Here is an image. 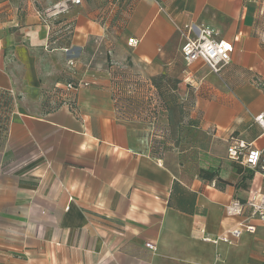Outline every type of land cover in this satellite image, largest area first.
<instances>
[{
  "label": "crops",
  "instance_id": "obj_1",
  "mask_svg": "<svg viewBox=\"0 0 264 264\" xmlns=\"http://www.w3.org/2000/svg\"><path fill=\"white\" fill-rule=\"evenodd\" d=\"M246 5L0 0V91L13 99L0 146V264H264L257 218L232 244L201 238L243 220L227 203L262 190L261 174L227 155L231 139L264 146L254 119L264 113V34ZM191 24L232 44L219 73L185 65ZM97 42L117 64L128 56L160 96L156 120L117 111ZM71 79L90 80L74 108L54 90Z\"/></svg>",
  "mask_w": 264,
  "mask_h": 264
},
{
  "label": "built area",
  "instance_id": "obj_2",
  "mask_svg": "<svg viewBox=\"0 0 264 264\" xmlns=\"http://www.w3.org/2000/svg\"><path fill=\"white\" fill-rule=\"evenodd\" d=\"M69 1L72 4L80 3V0ZM183 28L181 31L182 45L180 53L186 66L191 65L197 60H201L211 71L219 73L221 68L229 63L232 44L222 38L219 39L213 27L208 24H201L199 26L191 24L184 25ZM134 42L133 38L128 40V44L130 45ZM107 51L111 54V49L107 48ZM66 64L68 70H72L75 67V61L72 58L67 59ZM89 83L90 80L74 79L73 81H67L63 86H56L55 88H59L58 93H62L61 96H65V94L69 96L79 86H88ZM64 100H66V103L73 101L68 97ZM69 105L72 108L75 106ZM254 119L260 126V129H262V135L264 136V113H257ZM228 145L227 155L229 158L240 159L245 166L261 174L262 190L249 194L244 200L234 198L227 203L225 207L227 214L233 216L243 215L244 219L217 235L209 236L205 233L202 235V240L213 243L221 241L232 244L239 238L242 231L254 232L255 227L248 222L249 218H257L264 224V146L258 147L242 139H231ZM146 246L152 248L153 244L146 243Z\"/></svg>",
  "mask_w": 264,
  "mask_h": 264
},
{
  "label": "rangeland",
  "instance_id": "obj_3",
  "mask_svg": "<svg viewBox=\"0 0 264 264\" xmlns=\"http://www.w3.org/2000/svg\"><path fill=\"white\" fill-rule=\"evenodd\" d=\"M246 2V6L247 9L250 13V15L252 16V26H254V29L256 31L262 32L264 34V0H245ZM107 48L111 49V45L108 46ZM111 55H112V49H111ZM129 57L127 56V59ZM113 59V57H112ZM124 60V64H121L118 69H116V71H113L112 74V78L110 79V83H111V89H113V94L116 91H119L122 95V101L126 102V99L123 100V98H125L126 96V89L128 87V80L130 82V80H133L134 78L137 80V83L135 82L134 85L135 88H137L140 92H136L135 93V98L133 103H137L136 106H138L137 109L130 108V107H123L121 106L120 109V113L126 115V117L128 118H137L143 122H145L146 120H152L159 117L160 114H158V112H156L153 108H149L147 106H145V102L148 101L147 99V92L146 91V78H142L140 77V74L135 72L133 70V66L131 68V61L130 59L128 60ZM115 61V60H114ZM128 62V63H127ZM131 65H130V64ZM223 68V67H222ZM144 87V88H143ZM142 90V93H141ZM73 92H71L69 94V96H65L68 97L69 99L73 100ZM116 94V93H115ZM153 97H155V99H158L159 95L158 94H154L153 93ZM64 97V98H65ZM152 97V96H151ZM132 99H130L131 102ZM6 101V103H5ZM13 103V99L9 97H1L0 99V140L1 138H3V136L5 137V139L7 138V128L9 126L10 123V119H11V113H12V104ZM135 106V107H136ZM156 112V113H155ZM156 120V119H155ZM7 121V122H6ZM6 123V124H5ZM157 129H161L159 127H157ZM156 130V126L153 127V131ZM161 134V133H159ZM161 140H165L164 138H158V142L160 143V146L164 147V144H161L162 141ZM155 144V142H154ZM3 147V145H2Z\"/></svg>",
  "mask_w": 264,
  "mask_h": 264
},
{
  "label": "trees",
  "instance_id": "obj_4",
  "mask_svg": "<svg viewBox=\"0 0 264 264\" xmlns=\"http://www.w3.org/2000/svg\"><path fill=\"white\" fill-rule=\"evenodd\" d=\"M100 44L97 43V48H96L95 52L96 53H104V55L106 56L107 67H108L107 70H108V72H109V74L111 75V78H112V76H113L112 72L116 71V69H118V67L121 64H119V63L117 64V62H115L114 59H112V55L108 53L106 46L104 47V49L99 47V46H102ZM73 80L74 79H71V80H68V81H73ZM133 80L137 83V80L135 78ZM133 80H130V82L128 80V82H127L128 87H127L126 92H125L126 96H125V98H123V100L126 99V102L122 101V95L119 94L121 92L116 91L115 92L116 94L115 93L112 94L113 102L115 103L116 109H117L118 112H120L121 106H123L125 108L128 106L130 108H133V110L138 108V106H136L137 103H133V101H134V99H136L135 96H134L135 93L138 92L139 90L137 88H135L136 85H134L135 82ZM147 84H148V82H146V86H147ZM149 89L150 88H148V90L145 91V92H147V99H148V101L145 102V106H147L148 109L149 108H153L156 112H158L159 111V109H157L158 104L155 102V97H153L154 96L153 92H151ZM54 90H55V93L58 94L59 88H55ZM138 93H140V92H138ZM141 93H142V90H141ZM1 97H9V99L12 98L9 94H6V93L0 91V99H1ZM130 99H132L131 102H130ZM158 99H160V96L158 97ZM5 103H6V101H5ZM58 104H61V103H55L53 106L54 107L59 106ZM69 104L74 105L73 101L69 102ZM4 141H5V137L3 136V138H1V140H0V146L3 145Z\"/></svg>",
  "mask_w": 264,
  "mask_h": 264
}]
</instances>
